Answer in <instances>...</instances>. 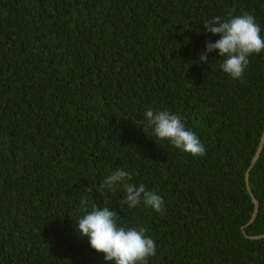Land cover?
I'll list each match as a JSON object with an SVG mask.
<instances>
[{"label":"trees","instance_id":"1","mask_svg":"<svg viewBox=\"0 0 264 264\" xmlns=\"http://www.w3.org/2000/svg\"><path fill=\"white\" fill-rule=\"evenodd\" d=\"M264 0H0V264H112L76 231L89 205L156 242L148 264H264V52L241 79L208 53L206 21ZM182 117L205 156L147 129L145 112ZM163 197L164 212L121 206L116 169ZM243 229L247 237L243 233Z\"/></svg>","mask_w":264,"mask_h":264},{"label":"clouds","instance_id":"2","mask_svg":"<svg viewBox=\"0 0 264 264\" xmlns=\"http://www.w3.org/2000/svg\"><path fill=\"white\" fill-rule=\"evenodd\" d=\"M208 33L218 35L214 43L206 42V50L197 62H207L208 53L217 51L223 62L220 67L233 80L241 79L253 54L264 52V36L254 16L244 13L223 20L219 16L203 25ZM147 127L151 128L157 140H167L175 148L192 156H205L206 149L196 133L186 128L178 114L169 111L146 110ZM147 135V134H146ZM132 174L124 169H116L107 176L100 187L109 192L123 187L124 196L120 205L128 209L143 203L155 212H164L163 197L149 191L144 184L130 183ZM82 216L76 220V231L86 237L93 250L104 254V259L112 264H148V259L156 255V242L146 235L144 228H125L118 226L117 213L110 207L99 208L95 203L89 205L87 194L80 197Z\"/></svg>","mask_w":264,"mask_h":264},{"label":"water","instance_id":"3","mask_svg":"<svg viewBox=\"0 0 264 264\" xmlns=\"http://www.w3.org/2000/svg\"><path fill=\"white\" fill-rule=\"evenodd\" d=\"M264 150V132H263V135L261 137V141H260V144H259V147L252 159V162H251V165L249 166L248 170L246 171V183H247V188L249 190V193H250V196L252 198V202L254 204V213L252 215V218L250 220V222L248 224H252L254 222V220L256 219V216L259 212V201L257 200V198L255 197V195L253 194L252 192V189L250 188V185H249V179H250V172L251 170L253 169V167L255 166L256 162L259 160L262 152ZM243 233L245 234V236L247 237V234L245 233L244 229H243ZM250 239H253V240H259V239H264V234L263 235H257V236H251L249 237Z\"/></svg>","mask_w":264,"mask_h":264}]
</instances>
